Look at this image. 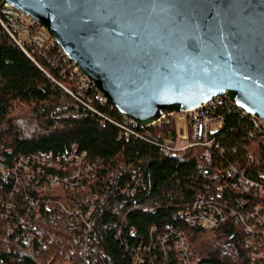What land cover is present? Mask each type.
<instances>
[{
	"label": "trees",
	"instance_id": "obj_1",
	"mask_svg": "<svg viewBox=\"0 0 264 264\" xmlns=\"http://www.w3.org/2000/svg\"><path fill=\"white\" fill-rule=\"evenodd\" d=\"M23 48L0 24V149L5 155L8 150L13 156L53 159L75 151L94 170L91 176L84 175L82 187L61 186L44 195L72 213H63L62 219L75 221V228L48 225L55 238L42 247L35 240L29 245L7 240L0 248L3 264H178L173 242L161 245L159 240L177 228L197 264H264V239L248 234L237 217L227 214L210 230L183 226L176 219L202 198L238 214L264 202L232 190L227 175L230 167H237L257 178L264 169V128L255 129L240 111H228L214 136L210 162L199 147L170 152L162 146L161 136L172 130L171 118L132 128L126 136L122 115L101 103L93 86L80 87V77L70 75L73 63L61 56L59 46ZM10 184L0 183L2 203L25 213L24 192L37 193L11 194ZM3 204L0 210L5 209ZM15 212L9 219H15ZM87 221L93 222L95 237L89 255L83 257L72 238L84 234ZM20 230L18 225L14 234ZM247 238H252V248H246ZM136 257L141 261L135 262Z\"/></svg>",
	"mask_w": 264,
	"mask_h": 264
},
{
	"label": "water",
	"instance_id": "obj_2",
	"mask_svg": "<svg viewBox=\"0 0 264 264\" xmlns=\"http://www.w3.org/2000/svg\"><path fill=\"white\" fill-rule=\"evenodd\" d=\"M140 127L226 95L264 120V0H3Z\"/></svg>",
	"mask_w": 264,
	"mask_h": 264
},
{
	"label": "built area",
	"instance_id": "obj_3",
	"mask_svg": "<svg viewBox=\"0 0 264 264\" xmlns=\"http://www.w3.org/2000/svg\"><path fill=\"white\" fill-rule=\"evenodd\" d=\"M0 24L21 49H24L23 45L28 44H32L39 50H48L57 45L55 40L39 22L25 12L8 5L3 0H0ZM59 50L61 56L69 60L63 50L61 48ZM70 75L80 77L79 84L81 88L92 86L74 64ZM98 98L101 103L109 104L101 94L98 95ZM228 111H240L244 116L251 119L255 129L260 130L264 128V120L242 111L226 95H219L195 108L167 115L156 122L160 123L166 118H171L173 122L172 130L161 136L162 146L170 152H181L199 147L203 149L205 160L210 162L211 149L216 144L214 136L222 128L225 113ZM122 117L123 126L121 128L126 136L133 133L132 128L140 127L128 117L124 115ZM5 153L7 155L0 149V183L6 184L11 182V194L13 191L19 193L21 190L23 192L26 190L36 192L37 195L30 196L24 192L25 195L22 196V202L26 205L25 213H16L13 211L15 208L13 204L6 203L4 205L0 198V206L3 204L5 208L4 210H0V248L2 243H7V240L22 241L28 245L33 244L35 240L41 247L45 246V241H47V244H51L55 235H50L47 229L48 225L58 223L62 228L68 227L70 230L74 229L75 221L66 222L62 219L63 213L69 215L72 213L65 207H57L56 202L53 203L44 195L61 186H63L64 190L82 187L84 175L91 176L90 172L94 170L93 167L84 165V156L77 154L75 151L61 157H56V159L48 155L13 156L8 150ZM60 158L61 160H59ZM60 173H64L62 177L59 176ZM227 175L232 179L228 185L232 190L239 191L242 194H252L255 197L264 199V169L258 173L256 179L247 177L237 167H230ZM2 187L0 186V190ZM52 205L55 206L52 207ZM223 206L213 200L198 199L193 203L188 212L178 214L176 219L183 226L210 230L217 226V224L224 222L228 214L230 217H237L244 223L245 231L248 234L255 235L256 237L260 236L264 239V202L253 207L251 212L245 214H238L230 208L227 213ZM11 212H15L14 220L8 217ZM75 212L77 214L80 213L78 209ZM30 217L33 218L32 223H29L28 218ZM18 225L23 230L14 234L15 230L18 229ZM92 228L93 222L87 221L85 223L84 234L82 233L80 236L76 235L72 238L75 244H80V255L83 257L89 255L94 243L95 236ZM159 240L161 245L173 242L172 248L178 254V264L198 263L192 257L187 239L181 229H170ZM253 245L252 238L245 240L246 248H252ZM28 253L30 255H37L34 250H29ZM71 254H74V252ZM253 255L256 256L255 254ZM140 261V257L135 258V262ZM0 264L3 263L0 261Z\"/></svg>",
	"mask_w": 264,
	"mask_h": 264
}]
</instances>
